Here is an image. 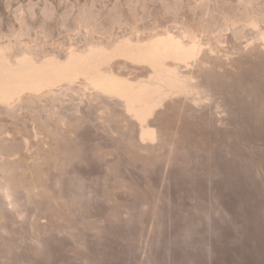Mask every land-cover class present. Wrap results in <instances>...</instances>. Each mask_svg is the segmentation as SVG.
<instances>
[{
  "label": "rangeland",
  "instance_id": "374dc122",
  "mask_svg": "<svg viewBox=\"0 0 264 264\" xmlns=\"http://www.w3.org/2000/svg\"><path fill=\"white\" fill-rule=\"evenodd\" d=\"M199 1L0 0V36L4 34V36L8 37L10 31H13L12 27L14 28V32L15 30L20 32L24 28L23 33L26 35L27 31L29 36V38L28 36H23L24 41L29 42L28 45L35 43L34 45L39 44L42 48L44 43L43 48H50L52 51L54 49L59 52L61 48L63 49L66 45L68 46L70 41L72 44L74 42L80 44L85 36L83 32L86 30L85 32L87 33L95 25L100 27L99 29H102V31L98 30L97 26L92 28L94 30L97 27V30H94L96 31L95 36L96 34L99 35L97 32H100V34L105 32L103 34L104 36L109 37V34L112 33L117 34V37L118 34L120 36L126 35V33L129 34V32L131 33L133 27L137 29L138 34H146V30H141V33L138 29H142L143 27V29H147L145 27H148V29L152 28L150 27L151 24L156 26V28L153 27L156 30L166 28V26L167 28H172V24L175 29H179L182 27V22L184 26L197 27L205 18H209L213 13V15L219 13V17L217 16V18L216 16H211L212 18H209L210 22L205 19V21L209 22L210 26V23H219L214 20L223 17L224 13H227L230 9L235 11L232 5H234L233 3L237 4V0H235L236 2L234 0H201L204 1L202 3ZM257 1H255L256 6L260 7L257 4L260 2L261 5L263 4L260 8L264 7V0ZM228 2L230 3L227 4ZM224 4L230 9L228 10L227 7H224ZM205 7L208 11H211V9L215 11L212 10V14H210ZM220 9L221 11L218 12ZM27 10L30 11L27 13ZM222 10L228 11L223 12ZM260 10L262 11L263 8ZM204 12L207 15L206 17L204 16ZM231 12L233 11L230 10L229 13ZM21 13L24 14L23 17L26 15L28 17H24L27 19H25V24L19 22L20 26L17 22L22 20L20 17ZM18 14L20 20L17 18ZM80 14L83 16H80ZM90 14L94 16L90 17ZM85 15L88 18H85ZM77 16L80 18L77 19ZM94 17L95 19H93ZM83 18L84 20L86 19L85 21L88 25L85 21L84 23L81 20ZM191 18L196 20L192 21ZM89 19L93 22L90 23ZM198 19H201V21L197 22ZM95 20L96 23L100 24H96L94 22ZM27 21L29 24H27ZM44 22L45 24H43ZM82 22L85 25H82ZM132 22L133 24L135 22V26L133 25V27ZM40 24L43 26L41 25L39 27ZM101 24H104L105 29ZM204 24L208 23L205 22ZM30 25L33 26L32 29ZM74 25L78 28H74ZM90 25L91 27H89ZM26 26H28L29 31L26 29ZM68 26L71 31L67 29ZM130 26L132 28H129ZM42 27L50 32V35H46V37H49L46 43L44 42L46 38H38L40 35L41 37L45 36V33L43 35L42 33L46 31H43L44 29ZM81 27L86 29L83 31ZM81 29L82 32L79 31ZM106 29L107 32L105 31ZM155 29L149 30L154 31ZM8 30L9 33H7ZM38 30H41L39 32L40 35L37 34ZM66 34L67 37L65 36ZM4 36H2V40H5ZM113 36H110V38H114ZM80 38L82 39L81 41ZM242 40L244 41L245 38L239 39L238 43H243ZM39 41L43 43L41 44ZM234 41L233 38H229L228 43H225L226 45L224 44L226 48L218 51V54H212L211 57H208L209 59L207 58L206 63L204 62V64H207L206 66L204 65L205 71L204 69H202L204 72L201 70L203 75L198 76L195 73L191 78V80L198 82H194L197 83V86L195 85V88L193 87L194 89L192 88L190 93H183L175 98L177 103L173 101L174 97H167L162 101L165 104L161 102L160 105H157L156 111L153 114H158L160 117L158 115V117L155 115L154 117L152 116L153 114L149 117V121L151 120L150 124L152 123L151 127H153L154 123H158L156 125L154 124L153 127L154 129L156 128L155 132L157 136L152 142L147 141L146 138V140H143L144 137L141 136L140 130L137 131L138 128L135 127L136 124L134 125V123L138 122L133 120L134 117L130 113L129 115L133 117V121L129 122L131 118L127 114L128 112L126 114L130 120H126L129 118L126 117L127 115L125 114V109L122 108L123 106H116L119 103L114 105V102L113 104L111 102L113 100L105 99V97L104 100L106 102L100 97L99 100L97 97L91 100L92 95L95 93L91 87L85 88L86 90L84 89V92L81 90L80 93H75L74 96L77 97H73L74 93L70 94L72 97L66 95L70 92H63V94L56 95L57 99L53 100V102L55 100L58 101V104L53 103L56 107L51 103L52 100H48V102L42 100L43 106L39 107L40 109L42 108V112L38 108L33 112L34 109L28 107H18L12 115L4 111L5 115H0V131L2 132V134L0 132V143H2L0 144V149L5 150L0 153V158L3 159H0V161L10 159L14 153V155H18V160L21 158L25 160L21 159L22 163L20 162V164L17 161L16 167L18 168L19 165L18 169L15 167L12 171L9 170L11 173L17 170V172L12 173L14 176L10 174L11 176L9 175V177H11L10 180H12L14 186L13 204L16 203L18 206L16 204L13 206L10 203L7 206L0 203V210H2L0 212V264H264V102H262L264 100V65L262 64L264 63V46H261L263 47L262 52L261 47L259 51H257L259 49L258 47L253 49L254 54L256 52L255 56L253 52H249L251 49L248 51L249 54L244 50L238 52L239 49L237 48L239 44L236 48L237 40L234 39ZM56 42L63 46H60V48L59 45H56ZM63 43L66 45L64 46ZM230 46L231 48H229ZM46 49H44L45 52L47 51ZM225 49L231 50L232 52H230L232 54L238 52V56L240 52H245L240 54L244 56L247 53V56L240 57L243 60L239 61V57H237V60L235 58L237 54L236 56L235 54L232 56ZM51 50L50 52H52ZM215 55L220 56V59ZM230 55L232 56L231 59L230 57L229 59L226 58ZM214 58H218V62H215L218 66L213 63L217 61ZM232 58L235 59V62ZM210 59L212 60L211 63H209L211 61ZM220 60L224 62L222 63ZM231 60L234 63L237 62L239 64L238 67L237 63L235 65ZM229 62L231 65L228 64ZM208 63H213L215 65L214 68L212 67L213 64L208 65ZM224 63L228 67H226L227 65L224 66ZM246 65L247 68L244 67ZM229 66L232 67L228 71L231 74L227 72L228 68H230ZM216 67H218V70ZM219 69H223V71ZM206 71L210 74H206ZM212 72L216 76L218 73L219 75L213 77L214 74ZM201 73L198 72L200 75ZM248 73L250 75H247ZM195 75L198 77H195ZM204 75L207 77L206 79ZM255 75L258 76L256 77ZM236 76L238 77L237 79ZM197 78H202L203 80L201 79V81L203 83H200V79L198 80ZM245 80L247 82H244ZM217 81L220 82L217 83ZM223 81L224 83L227 82L224 84ZM198 83H200L201 87H198ZM203 84L205 86L208 84V89L210 85V92L213 91L212 95L208 93L210 89L207 92L205 91L207 88L202 87ZM230 90L233 92L231 93ZM184 94H187V97ZM202 94L206 96L201 97ZM208 95L211 96L210 100ZM181 96L183 98L185 97V99L190 98L192 102L190 99V102L184 100ZM62 97L64 98L62 99ZM67 97L74 102H70L71 104L73 103L72 106L78 103L79 108L75 105V108H78L77 110L73 108L74 106L70 107L71 105ZM89 98L91 101H89ZM181 99L183 101H180ZM215 99L217 100L215 101ZM107 101L111 102L113 107L115 106L114 111L112 105L107 104L109 103ZM239 101L241 102L239 103ZM172 102L174 103L172 104ZM44 103H46L47 108H45ZM98 104L99 106H97ZM50 108L53 109H51L52 112ZM68 108L73 109L70 110ZM56 109H58L57 112L59 109H62L64 114L62 115L60 113L61 111H59L60 116L58 117L56 115ZM43 111L47 113L43 114ZM120 111L124 113L122 114ZM0 112L3 113V111ZM106 112L113 117L110 118L109 115L107 116ZM196 112L197 114H195ZM37 113L39 115L38 117L36 116ZM41 113L43 116L45 115L46 119L50 117V120L47 119L50 125L46 119V121L43 120L44 117ZM40 115L46 127L40 121ZM117 115L118 117H116ZM52 116L55 118V124ZM151 117L154 119L152 120ZM158 118L161 119L159 120ZM62 120H64V123ZM74 120L78 121L75 122ZM118 121L121 122L117 123ZM56 124L58 125L55 126ZM47 127H50L49 129L52 128V133ZM117 127L119 128L117 129ZM6 128L9 131L8 133L5 131ZM121 128L124 129L121 130ZM33 129L34 131L38 130L39 133L38 131H35L36 133L33 131L35 133L34 135L32 133ZM12 132V137H18L19 139H10ZM6 133L9 136L8 139L5 137ZM36 134H38V138L42 134L40 136L42 139L40 140L39 138L38 140L35 137L37 136ZM25 136L28 138H25ZM44 136L48 138L46 139ZM21 137H24L26 141L23 138L21 139ZM34 137L37 139L35 142ZM16 141L20 144H17L18 142ZM28 141L30 142L26 144ZM34 143L35 145L38 143L36 146L34 145L35 148L33 146ZM10 144H16V146L19 145L21 147L15 149ZM2 145L4 146L2 147ZM11 147L14 148L15 152L9 149ZM136 147L139 148L136 150ZM18 149L20 150L18 151ZM63 149L65 150L63 151ZM72 150L73 152H71ZM2 154L5 155V159ZM27 156H30L31 159L30 157L26 158ZM24 163L26 165L28 164V168ZM32 167L33 169H31ZM16 173H20L21 176L18 177ZM19 178H21V184L18 181ZM46 200L49 202H45ZM5 207L6 209H4ZM36 208L38 209L36 210ZM30 222L31 224H29Z\"/></svg>",
  "mask_w": 264,
  "mask_h": 264
},
{
  "label": "bare ground",
  "instance_id": "6f19581e",
  "mask_svg": "<svg viewBox=\"0 0 264 264\" xmlns=\"http://www.w3.org/2000/svg\"><path fill=\"white\" fill-rule=\"evenodd\" d=\"M199 1V0H198ZM225 1V0H224ZM235 1V0H234ZM256 1V0H255ZM254 0H237V4L236 3H233L234 5H232L235 9L232 10L230 9L229 7H227L226 4H224V7H227L228 10H222L223 12H227V13H224V16H222V14L220 13V17L222 18H219L221 20H213L214 21H217L219 23H212L214 25H212L210 23V26H209V18H212L213 16L217 18V16L219 17V13H215L217 15H213L212 14V10L211 11H208L205 7V9L210 12V14H212L211 16H209V18H205L207 15H205L206 13L204 12V18L208 21H205V19L196 27H192V26H184V24L182 25L181 23V28H177L175 29V27H173V24L171 25L172 28H162V29H157L156 30V26H151L152 28H149V29H155L154 31H151L148 29V27H145L147 29H138L140 30H146V34H138L137 32V29L133 27V22L131 23L132 24V27L130 26L129 28H132V31L131 33L129 32V34L126 33V35H120L118 34V36L116 37L115 34H109L111 37L113 36L114 38H110V36H104L103 34L105 32H101L102 34H100V32H97L99 33L96 34L95 36V32L94 31L95 29L97 30V26L94 30H92V27L91 30H88L90 28H88L87 30V33L85 32L86 28L83 29V27H81L83 29V33H84V38L82 37L83 33L81 34V38H83V40L80 38V44L78 42V44H76L74 42V44L71 43L70 41V44H68V46L66 44H64L65 47H63V49L61 48L63 45L61 44H58V42H56V45H59V47L61 48V51L57 52L53 49V53L50 52L49 49H46V48H43L44 47V43L43 42H40L39 43H43V46L41 48V46L38 45H34L35 43H33L32 45H28L27 41L25 42L24 40V37H27L28 36V33L26 31V35L23 33V30H25L23 28V30H20V32H18L17 30H15L14 32V28L12 27L13 31L11 30L10 31V35L7 37V36H4V34H2L0 36V39L2 38V36L5 37V40H0V111H3V113L0 112V115L1 114H4V111L9 115H12L13 113H15L16 111V108L18 107H28V108H31V109H34V111H36L35 109H40L39 107H42L43 104H42V100H46L48 102V100H52V104L55 103V104H58V101L55 100V102H53L54 99H57V96L58 94H63V92L67 93V92H70L66 95H69L70 97H72L70 94L71 93H74L73 94V97H77V96H74L75 93H80L81 90L84 92L88 87H91L95 93L92 95L93 97H91V100L94 99L95 97L98 98V100L101 98L103 101L104 100V97L105 99L108 98L109 100H113L111 101L112 104L114 102V105L116 103H119V104H116L117 105H121L122 108L125 109V114L127 113L129 115V113L135 118H133L132 116L129 117L131 118V121L129 122H132L133 120H136L135 122H138V123H134V125L138 124L137 126L135 125L138 130H140L141 132V136L144 137L143 140L146 138L147 141L149 140L150 142H152L157 134L155 132V129L153 128L154 127V121H153V127H151L152 123L150 124V121H149V117L155 113L156 111V107L157 105H160V103L167 97H174L173 101L175 103H177V101H175V98L179 97L181 94L183 93H190L192 91V88L194 87L195 88V85L197 83H194V82H198V81H193L191 80V78L194 76V74L196 73L198 76H202L203 74L201 73V70L204 69V65L206 66L207 64H204V62L206 63V60L208 57H211L212 54L214 53H217L218 54V51H222V49L226 48V44L225 43H228V40L229 38H233V41L234 39L237 40V45L235 46V44H233L236 48L238 46V40L241 39V38H245V40L242 42L243 43H240L238 48V52L240 50H244L246 52H248L250 49L249 52H253L254 54V50L253 49H256V47H258L259 49L257 51L260 50V47L261 46H264V7L263 8V12L260 10L262 8H260L262 5L259 3L260 7L259 6H256V3H255ZM259 1V0H258ZM257 1V2H258ZM262 1V0H261ZM199 2H204V1H199ZM236 2V1H235ZM224 3V2H223ZM230 2H228L227 4H229ZM263 3V2H262ZM195 4V3H194ZM200 4V3H199ZM198 4V5H199ZM210 4V3H209ZM203 5V4H202ZM226 5V6H225ZM231 5V4H230ZM194 6V5H193ZM192 6V7H193ZM204 6H205V3H204ZM204 6H202L204 8ZM207 6V5H206ZM229 6V5H228ZM22 7V6H21ZM197 7V6H196ZM195 7V8H196ZM208 7V6H207ZM223 7V9H224ZM231 7V6H230ZM231 7V8H233ZM258 7V9H257ZM226 8V9H227ZM25 9V8H24ZM32 9V8H31ZM51 9V8H50ZM87 10V8H85ZM222 9V7H221ZM218 10L219 11H221ZM19 10V9H18ZM49 10V8H48ZM84 10V9H83ZM86 10H85V13H86ZM205 10V11H206ZM210 10V9H209ZM260 10V11H259ZM28 11L30 10H27V13ZM33 11V10H32ZM50 11V10H49ZM206 11V12H207ZM215 11V10H213ZM19 12V11H18ZM44 12V11H43ZM203 12V10H202ZM217 12V11H216ZM49 13V12H48ZM83 13V12H82ZM92 13V12H91ZM32 14V12H31ZM47 14V13H45ZM50 14V13H49ZM95 14V13H93ZM24 14L21 13L20 17L22 18L21 21H18L17 23L21 22L23 24H25V19L28 17V15L24 16L26 18L23 17ZM82 14H80L81 16ZM87 15V14H86ZM85 15V18H88L86 17ZM131 15V14H130ZM201 15V14H200ZM209 15V14H208ZM30 16V15H29ZM33 16V15H32ZM46 16V15H45ZM83 16V15H82ZM89 16V15H87ZM92 16V14H90V17ZM94 16V15H93ZM92 16V17H93ZM96 16V15H95ZM19 17V14L17 15V18ZM194 17V16H193ZM200 17V16H199ZM30 18V17H29ZM80 18V17H79ZM78 16H77V19H79ZM98 18V17H97ZM130 18V17H129ZM134 18V17H132ZM195 18H198V17H195ZM215 18V19H216ZM31 19V18H30ZM38 19V18H37ZM41 19V18H40ZM75 19V20H77ZM95 19V17L93 18ZM92 19V20H93ZM112 19V18H111ZM124 19V18H123ZM140 19V18H139ZM190 19V18H189ZM188 19V20H189ZM16 20V19H15ZM18 20H20V18H18ZM27 20V19H26ZM39 20V19H38ZM44 20V18H43ZM83 22L86 20L81 19ZM88 20V19H87ZM119 20V18H118ZM142 20V19H141ZM156 20V19H155ZM191 20H196V19H192ZM212 20V21H213ZM80 21V20H78ZM90 21V19H89ZM133 21V20H131ZM198 21H201V19L197 20ZM207 22L208 24H204L205 22ZM28 22V21H27ZM34 22V21H33ZM81 22V21H80ZM79 22V23H80ZM82 22V25L86 22L83 23ZM93 22V21H90V23ZM96 23V20L94 21ZM118 22V21H117ZM130 22V21H129ZM141 22V21H140ZM159 22V21H158ZM190 22V21H189ZM204 22V23H203ZM42 23V22H41ZM76 23V21H75ZM87 23V22H86ZM104 23V22H103ZM122 23V22H121ZM120 23V24H121ZM153 23V22H152ZM176 23H179V22H176ZM195 23V21H194ZM22 24V25H23ZM29 24V22L27 23ZM31 24V22H30ZM45 24V22L43 23ZM81 24V23H80ZM79 24V25H80ZM93 24V23H92ZM91 24V25H92ZM96 24H100V23H96ZM138 24V23H137ZM141 24V23H140ZM156 24V23H154ZM158 24V23H157ZM18 25V24H17ZM20 25V23H19ZM33 25V24H31ZM30 25V28L32 29L33 26ZM42 24L39 25V27L41 26ZM77 25V24H76ZM76 25H74V28H78ZM85 25V24H84ZM88 25V23H87ZM91 25L89 27H91ZM104 28V24H101ZM100 25V26H101ZM128 25V24H127ZM177 25V24H176ZM193 25V23H192ZM212 25V26H211ZM21 26V25H20ZM19 26V28H20ZM29 26V25H28ZM28 26H26V29L28 30ZM35 26V25H34ZM43 26V25H42ZM76 26V27H75ZM119 26V25H118ZM135 26V25H134ZM137 26V25H136ZM159 26V25H158ZM162 26V25H161ZM175 26V25H174ZM106 27V26H105ZM122 27V26H121ZM155 27V28H153ZM160 27V26H159ZM17 28V27H16ZM15 28V29H16ZM18 28V30H19ZM43 28V27H42ZM42 28H40L41 30H43ZM69 26H68V30H69ZM100 27H98V30H101L102 29H99ZM107 28V27H106ZM139 28V26H138ZM140 28H141V25H140ZM80 29V27H79ZM82 29L79 30L82 32ZM105 29V28H104ZM109 29V28H108ZM41 30H38V33L41 32ZM77 30V29H75ZM112 30V28H111ZM29 31V30H28ZM43 31H46V32H43L42 35L44 34L45 36L44 37H41V35L38 37V38H46V40H44V42L46 43L47 42V38L49 37H46V35H50L49 31L46 29H44ZM71 31V30H69ZM73 31V30H72ZM78 31V30H77ZM107 32V29L105 30ZM31 32V30H30ZM29 32V33H30ZM113 32V31H112ZM115 32V31H114ZM127 32V31H126ZM3 33V32H2ZM9 33V30L8 32ZM7 33H5V35H7ZM24 35H23V34ZM86 33V34H85ZM142 33V32H141ZM145 33V32H144ZM71 34V32H70ZM75 34V32H74ZM79 34V33H78ZM108 34H105V35H108ZM29 35H32V34H29ZM47 35V36H48ZM76 35V34H75ZM80 35V34H79ZM102 35V36H101ZM67 37V34L65 35ZM65 36H63V38H65ZM37 37V36H36ZM70 37V36H69ZM68 37V38H69ZM80 37V36H79ZM29 38V36H28ZM33 38V37H32ZM59 38V37H58ZM73 38V37H72ZM78 38V37H77ZM4 39V38H3ZM57 39V38H56ZM37 40V39H36ZM59 40V39H58ZM70 40V38H69ZM73 40V39H72ZM31 41V40H30ZM34 41V40H32ZM54 41V40H53ZM56 41V40H55ZM68 41V40H67ZM35 42V41H34ZM61 42V41H60ZM69 42V41H68ZM67 42V43H68ZM73 42V41H72ZM236 42V41H234ZM241 42V41H240ZM50 43V42H48ZM230 43V42H229ZM31 44V43H30ZM225 44V45H224ZM51 45V44H50ZM230 45V44H229ZM48 46V45H47ZM46 46V47H47ZM55 46V45H53ZM228 46V45H227ZM50 47V46H49ZM58 48V47H57ZM231 48V46L229 47ZM263 47H261V52L264 50H262ZM44 49H46L47 51L45 52ZM234 50V48H232ZM57 50V49H56ZM227 50V49H225ZM224 50V52H225ZM50 53H49V52ZM228 53L231 51V50H227ZM223 52V54L225 55V53ZM232 52V51H231ZM230 52V54H232ZM234 52V51H233ZM236 52V51H235ZM238 52L236 53H233L232 56L235 54V58L236 60L238 59L237 57H239V61L241 60V58L245 57V54L244 56H242L241 54L245 53V52H240L239 53V56H238ZM248 52V54H249ZM260 52V53H261ZM222 53V52H221ZM221 53H219L220 55H222ZM227 53V52H226ZM250 53V55H251ZM252 54V56H253ZM256 54V52H255ZM254 54V55H255ZM257 54H259L257 52ZM222 55V56H224ZM229 55V54H228ZM248 55V56H250ZM216 56V55H215ZM231 55L230 56H227L226 58L231 59L232 57ZM247 56V55H246ZM251 56V57H252ZM256 56V55H255ZM262 56V55H260ZM264 56V55H263ZM218 57V55L216 56ZM220 57V56H219ZM218 57V58H219ZM259 57V55H258ZM213 58V56H212ZM211 58V59H212ZM218 58H214V60H217V61H214L213 63H217L218 62ZM222 58V57H221ZM224 58V57H223ZM247 58V57H246ZM254 58V57H253ZM256 58V57H255ZM209 59V58H208ZM210 59V60H211ZM220 59V58H219ZM234 59V58H232ZM225 61H227L226 59H224ZM243 60V59H242ZM241 60V61H242ZM257 60V59H256ZM222 62V60H220ZM219 61V62H220ZM211 61H209V63H211ZM220 62V63H221ZM224 62V61H223ZM222 62V63H223ZM231 62H233L231 60ZM234 62H235V59H234ZM236 65V63H234ZM244 62V61H243ZM242 62V63H243ZM249 62V61H248ZM256 62V61H255ZM258 62V61H257ZM260 62V60H259ZM208 65H212V64H209ZM215 63V64H216ZM221 63V65H222ZM227 63V62H225ZM224 63V66H226ZM228 64L231 65V63L229 62ZM244 64V63H243ZM246 64V63H245ZM253 64V63H252ZM256 64V63H255ZM259 64V63H258ZM264 65V63H262ZM218 66V64H216ZM238 63H237V67H238ZM248 65H251V64H248ZM254 65V64H253ZM262 65V66H263ZM214 64H213V68H214ZM234 66V65H233ZM243 66V65H242ZM252 66V65H251ZM259 66V65H258ZM261 66V65H260ZM221 67V66H219ZM228 67V65L226 66ZM230 68H228L227 72L229 71V69H231L232 67L229 66ZM247 68V65L244 66ZM207 68V67H206ZM217 70H218V67H216ZM222 68V67H221ZM220 68V69H221ZM235 68V67H234ZM243 68V67H241ZM255 68V67H254ZM264 68V66H263ZM219 69V70H220ZM224 69V67H223ZM220 70V71H223ZM238 69V68H237ZM251 69V68H250ZM249 69V71H250ZM257 69V68H256ZM208 70H210L208 68ZM216 70V71H217ZM233 70V69H232ZM240 71V69H238ZM246 70V69H245ZM262 70V69H260ZM205 71V69H204ZM202 70V72H204ZM211 71V70H210ZM213 71V70H212ZM219 71V73H220ZM225 73H226V70L224 69ZM234 71V70H233ZM254 71V70H253ZM256 71V70H255ZM123 72H126V73H123ZM198 72L201 73L198 74ZM207 72V71H206ZM215 72V71H214ZM237 72V71H236ZM241 72H242V69H241ZM244 72V71H243ZM263 72V71H262ZM261 72V73H262ZM213 73V72H212ZM211 73V75H212ZM218 73V75H219ZM229 73V72H228ZM235 73V72H233ZM247 73V72H246ZM251 73V72H250ZM257 73V72H256ZM206 74H210V73H206ZM215 77V73H213ZM224 74V72H223ZM231 74V72L229 73ZM239 74L241 75V73L239 72ZM238 74V75H239ZM255 74V73H254ZM195 75V77L197 76ZM217 75V76H218ZM237 75V76H238ZM247 75H250L249 73ZM197 76V77H198ZM216 76V77H217ZM221 76H222V72H221ZM220 76V77H221ZM230 76V75H229ZM236 76V79L239 77ZM245 76V75H244ZM256 77L258 75H255ZM205 77V75H204ZM235 77V75H234ZM233 77V78H234ZM203 78V77H202ZM202 78H197L200 83H203V81H201ZM207 77H205L206 79ZM226 78V77H224ZM231 78V77H230ZM240 78V77H239ZM248 78V77H247ZM259 78V77H258ZM194 79V78H193ZM210 79V77H209ZM209 79H207L208 81H210ZM212 79V77H211ZM216 79V78H215ZM222 79V78H221ZM232 79V78H231ZM203 80V79H202ZM214 80V79H213ZM218 80V79H216ZM225 81V80H224ZM223 81V83H224ZM229 81V80H228ZM234 81V79H233ZM239 81V80H238ZM243 81V80H242ZM254 81V80H253ZM220 82V81H219ZM217 81V83H219ZM227 82V81H226ZM225 82V83H226ZM244 82H247L246 80ZM200 83H198V87L200 85ZM208 83V82H207ZM224 83V84H225ZM235 83V81H234ZM241 83V82H240ZM228 84V83H227ZM226 84V85H227ZM233 84V82H232ZM231 84V85H232ZM204 85V84H203ZM202 87H205L207 88L205 91L207 92L209 89H210V85H209V89H208V84L205 86ZM212 85V84H211ZM217 85V84H216ZM197 86V85H196ZM235 86V85H234ZM239 86V85H238ZM245 86V85H244ZM248 86V85H247ZM217 87V86H216ZM241 87V85H240ZM252 87V86H251ZM86 88V89H85ZM89 88V89H91ZM193 88V89H194ZM220 88V86H219ZM85 89V90H84ZM202 89V88H200ZM218 89V87H217ZM221 89V88H220ZM244 89V88H242ZM254 89V88H253ZM199 90V88H198ZM214 90V89H213ZM226 90V89H225ZM204 91V90H203ZM202 91V92H203ZM204 91V92H205ZM211 89L209 90L208 93H211L212 95V92H210ZM217 91V90H215ZM235 91V90H234ZM239 91V89H238ZM245 91V90H243ZM242 91V92H243ZM82 92V93H83ZM202 92H198V93H202ZM205 92V93H206ZM225 93V91H223ZM231 92V90H230ZM233 92V91H232ZM231 92V93H232ZM241 92V93H242ZM87 93V92H85ZM84 93V94H85ZM93 93V92H92ZM197 93V95H198ZM216 93V92H215ZM219 93V91H218ZM238 93V92H237ZM194 94V93H193ZM217 94V93H216ZM215 94V95H216ZM57 95V96H56ZM79 95V94H78ZM185 95V94H184ZM187 95V94H186ZM185 95V96H186ZM196 95V93H195ZM205 94H202L201 97H203ZM223 95V94H222ZM56 96V97H55ZM61 96V95H59ZM62 96H65V95H62ZM91 96V94H90ZM89 96V97H90ZM103 96V98H102ZM206 96V95H205ZM209 97V100H210V95H208ZM220 96V95H219ZM228 96V95H227ZM231 96V95H230ZM55 97V98H54ZM66 97V96H65ZM86 97V96H85ZM100 97V98H99ZM183 98V96H181ZM187 97V96H186ZM190 97V96H189ZM217 97V95H216ZM60 98V97H58ZM64 97H62L63 99ZM68 98V97H67ZM87 98V97H86ZM197 98V97H195ZM96 99V98H95ZM107 99V100H108ZM169 99V98H168ZM167 99V101H168ZM172 99V98H171ZM184 100L186 101H189V99H185V97L183 98ZM183 99H181L180 101H183ZM192 99H193V96H192ZM200 99V98H199ZM205 99V98H204ZM218 99V98H217ZM215 99V101L217 100ZM226 99V98H225ZM234 99V98H233ZM237 99V98H235ZM264 99V98H263ZM59 100V99H58ZM61 100V98H60ZM59 100V101H60ZM69 100V98H68ZM90 98H89V101H91ZM101 100V102H103ZM170 100V99H169ZM176 100H179V99H176ZM214 100V99H213ZM44 101V102H46ZM62 101V100H61ZM60 101V102H61ZM87 101V102H89ZM166 101V100H165ZM166 101V102H167ZM172 101V100H170ZM191 101V99H190ZM189 101V102H190ZM214 101V102H215ZM219 101V100H218ZM221 101V99H220ZM228 101V100H227ZM230 101V100H229ZM238 101V100H237ZM256 101V100H255ZM41 102V103H40ZM46 102V103H47ZM70 102H73L72 99L69 100V104L71 105L70 107H73L74 109H76L75 107L77 106L78 107V103L75 105L72 106V104L74 103H70ZM97 103V101H95ZM106 102V101H105ZM109 102V101H107ZM111 102L107 103V104H111ZM172 102V104L174 103ZM192 102V101H191ZM194 102V101H193ZM200 102V101H198ZM236 102V101H235ZM241 101H239L240 103ZM253 102V101H251ZM264 102V100L262 101ZM46 103H44V106L45 108L46 107ZM94 103V102H93ZM104 103V102H103ZM163 103V102H162ZM170 103V102H169ZM179 103V102H178ZM186 103V102H185ZM213 103V102H212ZM216 103V102H215ZM256 103V102H255ZM41 104V105H40ZM51 104V105H52ZM53 104V105H55ZM68 104V105H69ZM87 104V103H86ZM100 104V103H99ZM99 104L97 106H99ZM111 104V105H112ZM165 104V102L163 103ZM171 104V105H172ZM190 104V103H189ZM208 104V103H207ZM206 104V105H207ZM224 104V103H223ZM243 104V102H242ZM252 104V103H251ZM80 105V104H79ZM91 105V104H90ZM102 105V104H101ZM100 105V106H101ZM106 105V103H105ZM205 105V106H206ZM214 105V104H213ZM221 105V103H220ZM257 105V104H255ZM254 105V106H255ZM48 106V104H47ZM60 106V105H59ZM95 106V105H94ZM177 106V105H176ZM191 106H192V103H191ZM190 106V107H191ZM204 106V105H202ZM201 106V108H202ZM208 106V105H207ZM260 106V105H259ZM56 107V105H55ZM69 107V106H68ZM102 107V106H101ZM113 107V105H112ZM112 107H109V108H112ZM115 107V106H114ZM113 107V108H114ZM120 107V106H119ZM214 107V106H213ZM220 107V106H219ZM239 107V106H238ZM257 107V106H256ZM72 108V109H73ZM79 108V107H78ZM77 108V109H78ZM92 108V107H91ZM97 108V107H96ZM99 108V107H98ZM108 108V109H109ZM121 108V109H122ZM175 108V107H174ZM224 108V107H223ZM227 108V107H226ZM234 108V107H233ZM262 108V107H260ZM25 109V108H24ZM42 109V108H41ZM40 109V112H42ZM52 108H50V111H51ZM70 110H72L71 108H68ZM76 109V110H77ZM107 109V108H106ZM124 109H122L124 111ZM159 109V108H157ZM166 109V108H165ZM197 109V108H196ZM259 109V108H258ZM48 110H49V106H48ZM53 110V109H52ZM55 110V109H54ZM58 109H56V112H57ZM81 110V108H80ZM79 110V111H80ZM100 110V109H99ZM103 110V109H102ZM110 110V109H109ZM108 110V111H109ZM115 110V108L113 109V111ZM120 110V109H119ZM175 110V109H174ZM194 110V108H193ZM214 110V109H213ZM29 111V110H28ZM39 111V110H38ZM45 111V110H44ZM43 111V114L47 113L45 112L44 113ZM59 111H61L60 113H62V115L64 114L62 109H59ZM59 111L56 113V115H58V117L60 116V113ZM68 111V110H67ZM97 111V110H96ZM107 111V110H106ZM226 111V110H224ZM32 112V111H31ZM38 112V113H40ZM52 112V111H51ZM69 112V111H68ZM104 112H105V106H104ZM122 114L124 112L120 111ZM119 112V113H120ZM175 112V111H174ZM252 112V111H251ZM262 112V111H261ZM29 113V112H28ZM36 113V112H35ZM33 113V114H35ZM37 113V117L39 116ZM55 113V112H54ZM77 113V112H76ZM97 113V112H96ZM107 113V112H106ZM105 113V114H106ZM109 113H112V112H109ZM157 113V112H156ZM160 113V112H159ZM163 113V112H162ZM191 113V112H189ZM6 114V115H7ZM43 114L41 113V115L43 116ZM66 114V113H65ZM70 114V113H69ZM74 114H75V110H74ZM72 114V115H74ZM101 114V113H100ZM113 114H115L113 112ZM126 114V115H127ZM197 114V112L195 113ZM242 114V113H241ZM20 115V114H19ZM41 115H40V121H42L43 123V120H45V115L43 116L44 119L42 120L41 118ZM53 115V114H52ZM55 115V116H56ZM68 115V114H66ZM66 115H64L66 117ZM71 115V116H72ZM99 115V113H98ZM102 115V114H101ZM109 115V117H113L111 116V114H108L107 113V116ZM124 115V116H126ZM128 115L126 116L127 118ZM155 114H153L152 116H154ZM158 115V114H157ZM155 115V116H157ZM182 115V114H181ZM252 115V114H251ZM32 116V115H31ZM47 116V115H46ZM63 116V117H64ZM75 116V115H74ZM103 116V115H102ZM123 116V115H122ZM154 116V117H155ZM159 116V115H158ZM157 116V117H158ZM203 116V115H202ZM233 116V115H232ZM12 117V116H11ZM35 117V116H34ZM33 117V118H34ZM53 117V116H52ZM62 117V118H63ZM64 117V118H65ZM73 117V116H72ZM83 117V116H82ZM104 117V116H103ZM118 117V115L116 116ZM160 117V116H159ZM7 118V117H6ZM14 118V117H13ZM17 118V117H16ZM20 118V117H19ZM18 118V119H19ZM36 118V117H35ZM50 117H47L48 120ZM57 118V116H56ZM70 118V117H69ZM107 118V117H106ZM115 118V117H114ZM120 118V117H119ZM124 118V117H123ZM129 119H126V120H130ZM133 118V120H132ZM8 119V118H7ZM27 119V118H26ZM46 119V120H47ZM53 122L55 124V118L53 117ZM61 119V117H60ZM80 120V118H78ZM103 119V118H102ZM116 119V118H115ZM114 119V120H115ZM152 119V117H151ZM154 119V118H153ZM152 119V120H153ZM159 120L161 118H158ZM157 119V120H158ZM219 119V118H218ZM251 119V118H250ZM13 120V119H12ZM20 120V119H19ZM33 120V119H32ZM38 120V119H37ZM45 120V121H46ZM47 120V123L49 122ZM65 120V119H64ZM64 120H62V122L64 123ZM68 120V118H67ZM111 120V119H109ZM119 120V119H118ZM158 120V122H160ZM184 120V119H183ZM195 120V119H194ZM220 120V119H219ZM263 120V119H262ZM14 121V120H13ZM39 121V120H38ZM39 121V123H40ZM44 121V122H45ZM69 121V120H68ZM72 121V120H71ZM75 121V120H74ZM73 121V122H74ZM78 121V120H77ZM75 121V122H77ZM1 122V121H0ZM11 122V121H10ZM52 122V123H53ZM57 122V121H56ZM60 122V121H59ZM61 122V123H62ZM109 122V121H108ZM113 122V121H111ZM121 122V121H120ZM119 121L117 123H120ZM125 122V121H124ZM167 122V121H166ZM202 122V121H201ZM263 122V121H262ZM16 123V122H15ZM50 123V122H49ZM48 123V124H49ZM68 123V122H67ZM106 123V122H105ZM115 123V122H114ZM115 123V124H117ZM128 123V122H127ZM191 123V122H190ZM3 124V123H2ZM25 124V123H24ZM28 124V123H27ZM38 124V123H37ZM66 124V123H65ZM75 124V123H74ZM158 124V123H156ZM155 124V125H156ZM161 124V123H160ZM192 124V123H191ZM195 124V123H194ZM213 124V123H212ZM263 124V123H262ZM50 125V124H49ZM58 124H56L55 126H57ZM62 125V124H61ZM78 125V124H77ZM128 125V124H126ZM132 125V124H131ZM166 125V124H165ZM199 125V124H198ZM205 125V124H204ZM8 126V125H7ZM13 126V125H12ZM22 126V125H21ZM26 126V125H25ZM24 126V127H25ZM43 126H45V124L43 123ZM79 126V125H78ZM129 126V125H128ZM159 126V125H158ZM162 126V124H161ZM178 126V125H177ZM176 126V127H177ZM195 126V125H194ZM46 127V126H45ZM59 127V126H58ZM74 127V126H73ZM115 127V126H114ZM140 127V129H139ZM164 127V126H162ZM200 127V126H199ZM2 128V126H1ZM4 128V127H3ZM42 128V127H41ZM48 129L50 127H47ZM65 128V127H64ZM72 128V127H71ZM83 128V127H82ZM119 127H117L118 129ZM207 128V127H205ZM18 129V128H17ZM37 129V128H36ZM52 129V128H51ZM51 129L50 132L52 131ZM56 129H59V128H56ZM62 129V128H61ZM116 129V130H117ZM124 129V128H121V130ZM134 129V127H133ZM195 129V128H194ZM26 130V129H25ZM47 130V129H46ZM48 130V131H49ZM60 130V129H59ZM63 130V129H62ZM76 130V129H75ZM120 130V131H121ZM162 130V129H161ZM169 130V129H168ZM174 130V129H173ZM190 130V129H189ZM4 131V130H3ZM7 133L9 131H7V128L5 130ZM20 131V130H18ZM31 131V130H30ZM34 129L32 130V133H34L35 131H38V130H35L34 132ZM56 131V130H55ZM77 131V130H76ZM1 132V131H0ZM43 132V131H42ZM83 132V131H82ZM139 132V133H140ZM7 133H6V136L7 139L9 136H7ZM29 133V132H28ZM36 133V132H35ZM34 133V135H35ZM39 133V131H38ZM49 133V132H48ZM52 133V132H51ZM69 133V132H68ZM189 133V132H188ZM2 134V132H1ZM11 138H14L12 137L13 136V132L11 133ZM18 134V133H17ZM43 134V133H42ZM42 134L40 136H42ZM46 134V133H45ZM54 134V133H53ZM65 134V133H64ZM67 134V133H66ZM120 134V133H119ZM164 134V133H163ZM191 134V133H190ZM194 134V133H193ZM5 135V134H4ZM9 135V134H8ZM33 135V136H34ZM38 138V134H36ZM47 135V134H46ZM59 135V134H58ZM77 135V134H76ZM131 135V134H130ZM139 135V134H138ZM186 135V134H185ZM184 135V136H185ZM1 136V135H0ZM24 136V135H23ZM29 136V135H28ZM39 136V138H40ZM49 136V135H48ZM55 136V135H54ZM34 137V139H35ZM45 137V136H44ZM43 137V138H44ZM52 137V136H51ZM58 137V136H57ZM60 137V136H59ZM64 137V136H63ZM62 137V138H63ZM67 137V136H66ZM189 137V136H188ZM18 138V137H16ZM14 138V139H16ZM24 139V137H21V139ZM25 138H28L25 136ZM33 138V137H31ZM38 138V140H39ZM46 138V137H45ZM48 138V137H47ZM46 138V139H47ZM111 138V137H110ZM113 138V137H112ZM122 138V137H121ZM19 139V138H18ZM42 138H40L41 140ZM145 139V140H146ZM1 140V139H0ZM29 140V139H28ZM37 139L34 140V142L36 141ZM51 140V139H49ZM112 140V139H111ZM120 140V139H119ZM124 140V139H123ZM142 140V141H143ZM182 140V139H181ZM192 140V139H191ZM13 141V140H12ZM23 141V140H22ZM24 141H26V139H24ZM46 141V140H45ZM64 141V140H63ZM66 141V140H65ZM121 141V140H120ZM134 141V140H133ZM1 142V141H0ZM18 142V141H16ZM30 141H28L26 144H28ZM40 142V141H39ZM44 142V141H42ZM55 142V141H54ZM124 142V141H123ZM145 142V141H143ZM169 142V141H167ZM181 142V141H180ZM7 143V142H6ZM15 143V142H13ZM73 143V142H72ZM117 143V142H116ZM119 143V141H118ZM163 143V142H162ZM2 144V143H0ZM9 144V143H7ZM17 144H20L19 142ZM38 144V143H37ZM36 144V145H37ZM42 144V143H41ZM120 144V143H119ZM129 144V143H128ZM183 144V143H182ZM11 146H13L15 149H17V147H21V146H16V144H10ZM16 147H15V146ZM24 145V144H23ZM35 145V143L33 144V146ZM35 145V146H36ZM40 145V144H39ZM174 145V144H173ZM4 145H2L3 147ZM9 146V145H8ZM34 146V148H35ZM47 146V145H46ZM66 146V145H65ZM118 146V145H117ZM169 146V145H168ZM171 146V145H170ZM11 147L9 149L12 150V152H15L14 151V148ZM120 147V146H119ZM135 147V146H134ZM133 147V148H134ZM140 147V145H139ZM139 147H136V150L139 148ZM149 147V146H147ZM165 147V146H164ZM5 148H8V147H5ZM25 148V147H24ZM50 148V147H49ZM106 148V147H105ZM122 148V147H121ZM125 148V147H124ZM176 148V147H175ZM180 148V146H179ZM52 149V148H51ZM61 149V148H60ZM114 149V148H113ZM119 149V148H118ZM155 149V148H154ZM165 149V148H164ZM170 149V148H169ZM178 149V148H176ZM5 149H0V153H2ZM20 149H18L19 151ZM30 150V149H29ZM31 150H34V149H31ZM39 150V149H38ZM43 150V149H42ZM65 149H63L64 151ZM102 150V149H101ZM106 150V149H105ZM120 150V149H119ZM150 150V149H149ZM163 150V149H162ZM187 150V149H186ZM197 150V149H196ZM9 151V150H8ZM22 151V150H21ZM40 151V150H39ZM70 151V150H69ZM112 151V150H111ZM176 151V150H175ZM6 152V151H5ZM4 152V154H5ZM11 152V151H10ZM32 152V151H31ZM45 152V151H43ZM73 152V150L71 151ZM115 152V151H114ZM141 152V151H140ZM164 152V151H162ZM171 152V151H170ZM22 153V152H21ZM37 153H40V152H37ZM64 153V152H63ZM95 153V152H94ZM110 153V152H109ZM113 153V152H112ZM172 153V152H171ZM190 153V152H189ZM9 154V153H8ZM7 154V155H8ZM15 154V153H14ZM9 159L5 160V161H0V203L1 204H5L7 205L8 203L12 204L13 206L16 204H13L14 202V199L12 198L13 197V182L12 180H10L11 177H9L10 174L12 173H15L17 172V170H15V172H10L12 171V169H14L17 165V161H19L18 164H20V162L22 160H25L24 158H21L20 160H18L17 156L14 155ZM27 154V153H25ZM30 154V153H29ZM28 154V155H29ZM41 154V153H40ZM43 154V153H42ZM3 155V154H2ZM11 155V154H10ZM37 155V154H36ZM34 155V156H36ZM47 155V154H45ZM53 155V154H52ZM167 155V154H166ZM181 155V154H180ZM5 155H3L4 157ZM40 156V155H38ZM44 156V155H43ZM141 156V155H140ZM1 157V155H0ZM7 157V156H6ZM10 157V156H9ZM20 157V156H19ZM25 157V156H24ZM30 157V156H29ZM28 156L26 158H29ZM46 157V156H45ZM65 157V156H64ZM104 157V156H103ZM181 157V156H180ZM36 158H39V157H36ZM54 158V157H53ZM156 158V157H155ZM184 158V157H183ZM1 159V158H0ZM5 159V157H4ZM31 159V157H30ZM46 159V158H45ZM44 159V160H45ZM132 159V158H131ZM168 159V158H167ZM170 159V158H169ZM3 160V159H1ZM53 160V159H52ZM172 160V159H171ZM25 162V161H24ZM117 162V161H115ZM22 163V162H21ZM27 163H30V162H27ZM26 165V163H24ZM32 164V163H31ZM52 164V163H51ZM158 164V163H157ZM165 164V163H164ZM28 165V164H27ZM26 165V167H27ZM53 165V164H52ZM153 165V164H152ZM38 166V164H37ZM69 166V165H68ZM46 167V166H45ZM149 167V166H148ZM17 168V167H16ZM18 168H19V165H18ZM17 168V169H18ZM28 168V167H27ZM159 168V167H158ZM23 169V168H21ZM33 169V167L31 168ZM49 169V168H48ZM56 169V168H55ZM10 170V171H9ZM20 170V169H19ZM41 171V170H40ZM55 171V170H54ZM68 171V170H67ZM141 171V170H140ZM10 172V173H9ZM84 172V171H83ZM151 172V171H150ZM27 173V172H26ZM25 173V174H26ZM62 173V172H61ZM64 173V172H63ZM106 173V172H105ZM17 174V173H16ZM14 176V174H12ZM18 177H20V173L17 174ZM11 176V175H10ZM60 176V175H59ZM70 176V175H69ZM112 176V175H111ZM17 177V178H18ZM61 177V176H60ZM74 177V176H73ZM16 178V177H15ZM51 178V177H50ZM20 179L19 178V182H20ZM17 180V179H16ZM35 180V179H34ZM76 181V180H75ZM18 182V183H19ZM27 183V182H26ZM35 183V182H34ZM54 183V182H53ZM62 183V182H61ZM74 183V182H73ZM147 183V182H146ZM21 184V182H20ZM25 184V183H24ZM24 184H23V188H24ZM30 184V183H29ZM26 185V184H25ZM58 185V184H57ZM78 185V184H77ZM80 185V184H79ZM21 186V185H20ZM31 186V185H30ZM37 186V185H36ZM61 186V185H60ZM22 187V186H21ZM29 187V186H28ZM38 187V186H37ZM43 187H44V184H43ZM114 187V186H113ZM80 188V187H79ZM78 188V189H79ZM61 189V188H60ZM22 190V189H21ZM25 190V189H24ZM126 190V189H125ZM26 191L28 192V190L26 189ZM25 191V192H26ZM39 191V190H38ZM37 191V192H38ZM19 192V191H18ZM23 193V192H21ZM54 193V192H53ZM52 193V194H53ZM24 194V193H23ZM48 194V193H47ZM57 196V195H56ZM55 196V197H56ZM18 197V196H17ZM46 198V197H45ZM74 198V197H73ZM140 198V197H139ZM17 199V198H15ZM23 199V198H22ZM33 199V198H32ZM37 199V198H36ZM47 199V198H46ZM158 199V198H157ZM48 200H46L45 202H47ZM24 202V201H23ZM49 202V201H48ZM63 202V201H62ZM76 202V201H75ZM29 203V201H28ZM60 203V202H59ZM22 204V203H21ZM33 204V203H31ZM65 204V203H64ZM17 205V204H16ZM25 205V204H24ZM29 205V204H28ZM8 206V205H7ZM18 206V205H17ZM36 206V205H34ZM33 207V206H32ZM31 207V208H32ZM38 207V206H36ZM13 208V207H12ZM16 208V207H14ZM69 208V207H68ZM3 209V208H2ZM6 209V207L4 208ZM11 209V208H10ZM35 209V208H34ZM33 209V210H34ZM38 208H36L37 210ZM48 209H51V208H48ZM47 209V210H48ZM116 209V208H115ZM44 210V208H43ZM2 210H0L1 212ZM25 212V211H24ZM8 213V212H7ZM46 213V211H45ZM65 213V212H64ZM1 215V214H0ZM2 216H5V215H2ZM24 216V215H23ZM51 217V216H50ZM5 218V217H4ZM20 220V219H19ZM35 220V219H34ZM39 220V219H38ZM58 220V219H57ZM15 221V220H14ZM23 221V219H22ZM27 222V220H25ZM24 221V222H25ZM31 221V220H30ZM61 221V220H60ZM18 222V221H17ZM57 222V221H55ZM1 223V222H0ZM16 223V222H15ZM36 223V222H35ZM53 223V222H52ZM31 224V222L29 223ZM28 224V225H29ZM48 224V223H47ZM55 225V224H54ZM6 226V225H5ZM9 226V225H8ZM56 226V225H55ZM63 226V225H62ZM38 227V226H37ZM52 227V226H51ZM50 227V229H51ZM5 228V227H4ZM56 228V227H55ZM11 229V228H10ZM60 229V228H59ZM3 230V229H2ZM7 230V229H6ZM32 230V229H31ZM42 230V229H41ZM49 230V229H48ZM5 231V230H4ZM35 231V230H34ZM43 231V230H42ZM60 231V230H58ZM51 232V231H50ZM65 232V231H64ZM7 233V232H6ZM32 233V232H31ZM35 233V232H34ZM39 233V232H38ZM38 235V234H37ZM41 235V234H40ZM33 237V235H32ZM38 237V236H37ZM40 237V236H39ZM5 239V237H4ZM37 239V238H36ZM4 241V240H3ZM40 241V240H39ZM37 244V243H36ZM40 244V243H38Z\"/></svg>",
  "mask_w": 264,
  "mask_h": 264
}]
</instances>
